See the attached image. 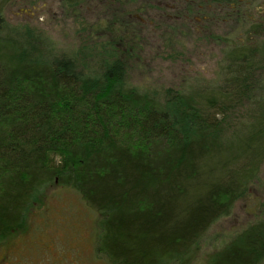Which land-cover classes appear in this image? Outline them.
Wrapping results in <instances>:
<instances>
[{"label":"trees","instance_id":"obj_1","mask_svg":"<svg viewBox=\"0 0 264 264\" xmlns=\"http://www.w3.org/2000/svg\"><path fill=\"white\" fill-rule=\"evenodd\" d=\"M90 1L98 16L114 9L97 25L109 38L69 55L39 29L9 23L12 0H0V251L27 236L28 214L57 186L100 218L96 252L108 264H191L260 178L264 83L254 76L263 62L238 47L218 90L141 92L126 80L142 52L127 15L141 3ZM207 264H264V219Z\"/></svg>","mask_w":264,"mask_h":264},{"label":"rangeland","instance_id":"obj_2","mask_svg":"<svg viewBox=\"0 0 264 264\" xmlns=\"http://www.w3.org/2000/svg\"><path fill=\"white\" fill-rule=\"evenodd\" d=\"M132 5V4H131ZM246 15L241 26L226 22L210 36L198 33L181 36L176 44L141 34L140 58L128 63L127 82L141 92L165 93L167 90L190 94L218 90L230 77L234 66L228 55L235 48H245L264 66V0H245ZM121 11L116 3L114 5ZM140 6V0L133 5ZM247 6V7H246ZM98 5L92 1L68 9L63 0H12L5 11L11 24H27L42 31L62 53L73 55L82 44L92 47L97 38H109L98 27L108 20L114 9L98 16ZM99 17V20H98ZM206 40V41H204ZM264 83L258 71L254 80ZM250 99L259 95L253 90ZM243 101L235 117L250 106ZM43 205L28 214L30 231L19 238L12 249L0 251V264H108L96 252L99 217L71 189L51 186L43 195ZM264 165L258 182L239 199L232 214L215 224L202 241L201 252L191 264H207L209 258L239 233L264 219ZM5 258V259H4Z\"/></svg>","mask_w":264,"mask_h":264},{"label":"flooded vegetation","instance_id":"obj_3","mask_svg":"<svg viewBox=\"0 0 264 264\" xmlns=\"http://www.w3.org/2000/svg\"><path fill=\"white\" fill-rule=\"evenodd\" d=\"M244 1L140 0L139 13L128 14L127 18L137 21L143 36L148 39L156 37V41L176 44L181 36L193 32L215 40L213 33L226 22L242 25L246 15Z\"/></svg>","mask_w":264,"mask_h":264}]
</instances>
